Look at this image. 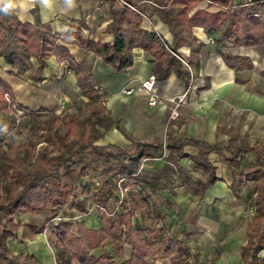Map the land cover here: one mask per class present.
Returning <instances> with one entry per match:
<instances>
[{
  "label": "trees",
  "instance_id": "1",
  "mask_svg": "<svg viewBox=\"0 0 264 264\" xmlns=\"http://www.w3.org/2000/svg\"><path fill=\"white\" fill-rule=\"evenodd\" d=\"M133 2L134 0H128ZM166 7L164 20L168 23L174 37L175 52L183 46L196 50V37L192 28L199 26L206 30L220 33L218 43L231 41L234 46L252 47L264 44V2H254L252 5L239 8L230 7V0H209L212 5L227 8V12L210 15L197 12L192 17L188 13L200 0H152ZM34 23L23 22L17 14L0 4V57L16 70L12 75L22 76L28 72L30 80L36 83L44 81L43 72L48 67V60L56 58L58 62L68 61V69L76 73L77 84L82 95L89 99L86 108L92 119L100 121L103 132L84 129L82 121L75 115L67 118V131L64 135H52V129L64 117L50 113L51 116L42 121L48 132V141L55 147L57 154L50 155L45 151L36 154L31 168L21 169L9 165L11 177L17 187L13 193L0 195V264H36V259L30 254H15L9 246L10 240L23 229L24 240H34L38 234L51 230L50 240L56 244L57 264H150L149 260L164 253L171 258V264H194L193 253L171 234L165 225V216L157 218L162 223L153 229L136 228L132 218L142 210L152 214L156 206L149 201L150 189L161 178L165 179L176 174L185 182H190L188 176L182 173L181 160L191 159L195 170L204 172V180H196L192 188L194 195L202 197L207 189L217 182L216 169L210 161V154L216 152L224 155L219 145L208 144L195 139H177L168 134L164 144L131 140L128 147L116 145H97L104 139L115 124L114 120L104 115L106 106L102 97L94 89V82L82 68L73 63L69 50L58 43V37L53 33L48 23H42L38 8L33 9ZM112 23L109 31L114 35L113 44L96 43L85 40L80 34H75L69 41L76 40L79 44L101 58L104 64L112 67L116 75L134 66L133 51L140 48L155 59L154 73L159 80H166L171 72L183 81H188L190 73L183 63L175 57L154 33L141 28L142 17L132 9L115 5L112 9ZM253 14H259L258 17ZM230 64L233 60L229 55H223ZM37 63V68H35ZM233 66V64H230ZM18 111L23 116L39 120L41 112H34L18 103L12 86L0 78V136H5L1 130L11 133L17 129ZM191 145L202 148L197 156L185 153L184 147ZM132 149L131 151L129 150ZM231 149V145L228 146ZM250 145L242 139L236 155L227 160L236 167L246 159ZM168 153V161L172 164L163 174L149 176L142 168L143 162L155 160L163 153ZM255 167L262 168L255 179L262 183V191L256 199L252 215L249 238L252 239L259 228L264 232V155H259ZM98 172L103 183L92 195L88 196V187L83 183L90 174ZM242 180L243 175L238 174ZM122 181L120 182V180ZM137 188V191L134 189ZM123 194V199L120 198ZM118 204L113 220L107 213H101L108 202ZM93 203L101 215L100 229L88 228L84 222L77 223V233L73 231V223L67 220L65 213L68 207L81 215L89 213V205ZM22 215H41L47 222L43 226L22 225L16 219ZM54 219H58L55 221ZM149 237L146 238L145 234ZM256 245H247L245 251H251V260L247 264H264V259L258 256L261 250V239ZM155 239V241H154ZM111 243L117 256L124 253V245L132 247L131 256L123 261L115 260V256L104 247ZM102 248L98 258L93 252Z\"/></svg>",
  "mask_w": 264,
  "mask_h": 264
},
{
  "label": "crops",
  "instance_id": "2",
  "mask_svg": "<svg viewBox=\"0 0 264 264\" xmlns=\"http://www.w3.org/2000/svg\"><path fill=\"white\" fill-rule=\"evenodd\" d=\"M126 1L132 4L135 7V10H132L142 17L141 28L156 34L167 49L183 63L190 73L187 82L181 80L175 72H171L166 80H159L154 73L155 59L143 49H134V66L116 75L112 67L104 64L92 51L83 48L76 40L69 41L73 35L80 34L85 40L113 44L114 35L109 31L113 21L111 12L115 5L120 4L108 0H14L10 9L23 22L34 23L33 9L38 8L41 22L51 25L53 33L59 39L58 43L65 46L72 55L73 63L90 75L93 82L105 89L106 95H109L115 106L128 104L132 113L138 115L135 120L124 121V125L135 136L133 140L164 144L168 134H173L177 139L192 138L220 146L224 155L212 152L209 156L219 180L212 184L202 197L189 190L196 180H204V172L195 170L194 162L184 158L180 166L190 182L171 174L152 185V189L145 187L149 193V201L156 206V211L149 214L142 210L132 218V223L136 228L150 230L157 224L162 227L163 222L157 217L165 216L168 231L196 257V260H190L191 263L247 264L251 260V251L244 253V249L257 234L252 239L249 238L254 205L262 185L255 179L256 173L262 168L255 165L258 156L264 155V44L246 47L234 46L231 41L226 40L218 43L216 39L220 38L219 32L196 26L192 31L196 37V47L199 48L194 50L192 47L183 46L174 52V37L164 20L167 8L152 0ZM254 2L264 0H230L229 5L239 8ZM197 12L215 15L219 12L226 13L227 8L212 5L209 0H200L188 13V17ZM253 16L258 17L259 14ZM224 54L233 58L230 63L233 66L224 59ZM68 65V61L58 62L56 58H51L43 72L44 81L36 83L29 78L31 72L22 76L10 74L16 70L0 57V78L7 81L15 93L21 92L22 89L30 91L34 88L33 85L45 87L46 91L48 88L52 90L51 87L58 88L57 82L61 76H65L67 89L76 93L77 89L81 91V88L77 84L75 71L69 70ZM151 75L157 77L156 90L161 97L158 106L149 107L144 93L134 91L133 96H124L125 88L135 89ZM183 94H186V97L179 116L169 122V99ZM142 97L145 101L140 104ZM104 139L97 142V145H109L100 143ZM242 139H245L251 148L246 159L236 167L227 158L236 155ZM130 143L131 141H128L125 146L119 147H128ZM229 145L231 149L228 148ZM184 151L190 156H197L202 148L187 145ZM168 156L167 152L163 153L152 160L156 164L154 168L142 167L143 170L149 176L163 174L169 165L172 166ZM238 174L243 175L241 181L236 177ZM134 190L137 191V188ZM172 191L176 194L171 197L169 193ZM120 198L123 199V194ZM102 209L112 220L119 211L118 204L112 201ZM90 211L89 208V213ZM143 211L145 213H142ZM79 215L80 218L76 217V224L84 222L91 229L102 227L101 215H98V218L85 217L87 214ZM139 215L140 218L144 216V220L150 222L148 224L152 228L148 227L149 225L136 226L134 219L137 220ZM188 219L192 220L191 227L187 225ZM259 230L263 232L262 227ZM18 238L17 242L9 241L13 253L33 255L40 264H57L56 250L50 248L43 233L38 234L32 241L24 240L21 229ZM261 247L258 256L264 259V238L261 239ZM104 249L115 256V260L120 261L113 252L111 243ZM102 251V248L95 250L93 256L100 257ZM131 252L132 247L124 245V260L130 258ZM165 261L171 264L168 255L158 253L149 263L161 264Z\"/></svg>",
  "mask_w": 264,
  "mask_h": 264
},
{
  "label": "rangeland",
  "instance_id": "3",
  "mask_svg": "<svg viewBox=\"0 0 264 264\" xmlns=\"http://www.w3.org/2000/svg\"><path fill=\"white\" fill-rule=\"evenodd\" d=\"M64 81L65 76H61V79L57 82L58 88L51 87L52 90L48 88V91H46L45 87L41 86V88L40 86L33 85L34 88H32L30 91L22 89L21 92H15V99L18 103L24 105L31 111L41 112L42 116L39 120H35L31 117H24L23 112L18 111L17 117H19V120L16 125L17 129L11 133H8L6 129L1 130L4 135L6 134V137L3 135L0 136V195L5 192L13 193L14 189L17 187L15 181L10 176V164L15 165L21 169H27L32 167L36 154L39 151L43 150L50 155L57 154L55 147L52 146L51 142L48 141V132L44 128L42 123L44 119L51 116L50 113H54L56 115L64 117V120L57 123L52 129V135L55 139L57 138L55 137L56 135H64L66 133L68 126L67 118L70 115H75L82 121L84 125L83 130L88 128L89 130L103 132V128L100 126V121L97 119H92L91 113L86 108L89 99L85 98L82 95V92L78 89L76 93L71 92L70 89H67ZM53 84H55V82ZM41 90H44V92L42 93ZM104 93L105 94L101 96L102 101L106 106L104 115L111 117L114 120L115 124L111 127L103 142L100 143L125 146L128 141L135 139V136L134 134H132L129 128L124 125V121L130 119L135 120L138 115L135 116V114L132 113V110L130 109V106L128 104H124L122 106L120 105V107L115 106L113 100L109 99V95H106V91ZM124 96H133V94L128 95L124 93ZM140 100V104H142L141 102L145 101L144 98ZM169 106L168 118L169 122H172L178 118L182 105L177 109L178 115L175 118L171 117V113L175 109V105H172L170 103ZM129 150L131 151L132 149L129 148ZM155 165L156 164L154 161H144L142 167L151 169L154 168ZM170 166L171 165H169V167ZM194 177L196 178L197 176L195 175ZM83 183H85V186L88 187V196L90 197L101 187L103 178L98 172H92L90 176L83 181ZM185 188L188 189L186 185ZM262 188L263 186L260 185L258 196L261 194ZM191 190L192 189H190L189 191L191 192ZM175 194L176 193L173 191L169 193L171 197ZM120 196L122 197V194H120ZM89 208L91 209V211L89 214H87L88 216L85 217L98 218V215L100 216L99 212L96 210L97 207H95L93 203H90ZM104 212V209H101V213ZM142 213L145 212L143 211ZM63 215L67 217V220L73 223V231L77 233L76 222L78 221L77 218H80L79 213L73 210L71 207H68L65 213L61 216ZM140 215L137 220L136 218L134 219L136 226L140 225L144 227L145 225H149L150 222L145 221L146 219L144 218V216H141L140 218ZM190 219H188L189 223L187 224L189 227H191L192 225V220ZM54 220L57 221L58 219ZM16 222L21 223L22 225L43 226L44 223L47 222V219L46 217L41 215H22L16 219ZM148 227L152 228L151 225H149ZM261 234H264V232L259 230L255 237L250 241V244L253 246L256 245ZM43 236L48 240L50 248L52 250H56V244L50 240L51 230L46 228ZM145 236L146 238H148V233H146ZM15 240V242L19 240L18 234L16 235ZM117 258L122 261L126 258V255L123 253L122 256H117ZM36 263L40 264L38 259H36ZM167 263V261L161 262V264Z\"/></svg>",
  "mask_w": 264,
  "mask_h": 264
},
{
  "label": "built area",
  "instance_id": "4",
  "mask_svg": "<svg viewBox=\"0 0 264 264\" xmlns=\"http://www.w3.org/2000/svg\"><path fill=\"white\" fill-rule=\"evenodd\" d=\"M108 1L113 2V3H117V4H120L122 6H126L128 8L135 10V7L132 4H130L129 2H127L126 0H108ZM156 83H157V77L155 75H151L148 79L141 82L137 88H135V89L125 88L123 92L128 94V95L133 94L134 91H136L137 93H144V94H146L145 97H146L148 105L151 107H156L161 102V97L158 95L157 90H156ZM94 89L96 90V92L100 96H103L105 94L104 88L101 85H99L98 83L94 82ZM185 97H186V94H183L179 97L169 99V102L172 105H175V109L171 113L172 118H175L178 115L177 109L181 105H183ZM121 181H122V179L120 180V182Z\"/></svg>",
  "mask_w": 264,
  "mask_h": 264
},
{
  "label": "clouds",
  "instance_id": "5",
  "mask_svg": "<svg viewBox=\"0 0 264 264\" xmlns=\"http://www.w3.org/2000/svg\"><path fill=\"white\" fill-rule=\"evenodd\" d=\"M13 2H14V0H7V3H5V0H0V4H3V5H4V9H5V11H6L8 8H10V7L13 6Z\"/></svg>",
  "mask_w": 264,
  "mask_h": 264
}]
</instances>
